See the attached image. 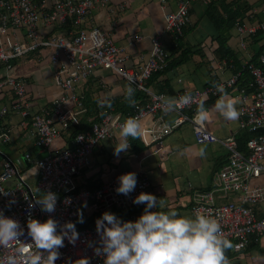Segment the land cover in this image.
Returning a JSON list of instances; mask_svg holds the SVG:
<instances>
[{
  "label": "built area",
  "instance_id": "1",
  "mask_svg": "<svg viewBox=\"0 0 264 264\" xmlns=\"http://www.w3.org/2000/svg\"><path fill=\"white\" fill-rule=\"evenodd\" d=\"M196 0H176L177 10L166 11V31L175 37H181L190 23V11ZM209 3V0H202ZM165 3V0H162ZM110 0H0V98L6 94L17 96L10 105L1 110L4 118L10 114L23 117V127L32 126V136L36 145L47 155L39 158L31 153L25 154L33 175H25L19 166L9 159L0 162V212L4 216L19 221L24 229L21 241L31 242L27 235L29 217L44 222L50 216L60 226L72 222L76 226L79 238L75 244L64 240L59 249L60 258L55 264H75L79 259H87L89 264H103L104 256L96 255L94 248L99 246L100 237L96 230V220L106 211L114 213L122 221H135L144 211V204H134L133 200L141 192L160 198L149 177L140 170H124L104 180L91 189L88 183L78 184L84 172L93 167V157L101 144L113 138L119 126L127 117H139L144 135L140 139L145 148H152L185 125H190L199 145L220 144L227 151V159L217 174V183L213 191L200 193L191 213L199 209L213 216L221 225L226 239L235 246V252L246 251L248 247L264 236V217L259 218L255 208L264 201V190L254 186L252 181L264 174V52L259 61L261 67L253 63L244 66L238 74L214 84L223 85L225 91L233 89L239 83L244 70L252 78L249 90H241L245 102L240 109L241 129L249 132L252 138L247 142V151L239 149L237 139H220L207 127L201 129L194 122L197 106L221 93L213 85L203 89L185 90L175 98L191 93L195 99L186 107L177 106L165 111L162 98L164 93H156L148 87V82L158 71L168 66L169 53L161 38L152 39L150 56L137 68L127 66L128 55L124 48L116 46L112 38L100 28L81 29L80 26L98 7L109 6ZM124 10V6H120ZM264 29V26L259 27ZM259 28H247L238 25L240 34L254 35ZM135 41L141 37L136 35ZM52 48L50 56L55 66L54 80L62 91V97L55 100L51 107L32 113L30 97L26 83L15 74L12 64L33 51ZM111 70L129 82L133 81L136 91L143 93L145 102L135 104L131 112L122 115L108 108L92 121L85 132L77 133L72 147L53 149L61 134L68 133L72 127L81 126L84 94L83 84L96 76L98 71ZM75 104L78 109L71 108ZM4 144L12 138L8 132L1 134ZM128 172L137 174L135 190L129 195L118 194V177ZM29 180H34L30 184ZM52 191L57 194V203L53 213L41 210L35 203L37 193ZM214 192L223 196L239 195V202L217 204ZM65 198L71 203L66 204ZM32 205V207H30ZM160 211V208L152 211ZM78 213H82L83 223L78 222ZM15 247H0V264H7L6 257L15 254Z\"/></svg>",
  "mask_w": 264,
  "mask_h": 264
},
{
  "label": "crops",
  "instance_id": "2",
  "mask_svg": "<svg viewBox=\"0 0 264 264\" xmlns=\"http://www.w3.org/2000/svg\"><path fill=\"white\" fill-rule=\"evenodd\" d=\"M217 1L209 0V3H204L202 0H196L193 3L190 23L187 27L188 32L183 37L184 47L178 51L174 49L177 39L173 33L166 31L165 21L166 11L177 10L176 0H165V3L162 0H110L109 6L93 10L80 28L97 27L108 34L116 46L124 48L129 57L127 66L132 68H137L147 61L152 49L151 41L155 37L161 38L169 55L171 52L170 62L178 58L182 52L190 51L191 54L187 62L177 67L169 66V69L155 78V81L150 85L152 91L160 93V90L163 89L164 94L175 98L179 92L203 89L216 82L225 81L234 74V69L218 56L220 34L227 35L228 46L236 55L241 70L245 65L258 61L264 52V29L259 28L264 26V0H237V5H240L243 15L228 31V16ZM226 3L234 5L231 0ZM211 5L214 10H209ZM120 6H124V10ZM232 10L234 7H231V12L234 13ZM222 25L223 30L219 28ZM238 25L259 29L254 35H243L240 34ZM136 35L141 37L140 41L134 40ZM52 54V48H46L41 52L33 51L21 58V62L18 64L16 62L20 60H17L16 64L14 63L15 74L26 83L34 114L44 108L51 107L52 103L63 95L54 80L55 66L50 60ZM45 62L47 66L43 65ZM128 83L111 70L98 71L96 76L81 87V92L84 94L83 110L78 109L72 103L69 106L82 111L81 124L83 123L86 127H90L92 121H95L103 110L98 106V100L110 99L112 103L110 110L126 115L128 113H123L128 109L127 106H124L126 101L124 86ZM241 86L238 83L233 89L226 90L238 111L245 104L240 92ZM16 98L17 96L13 93L6 94L0 98V102L6 106ZM217 99L219 97L205 101V108L212 109ZM2 120L3 117L0 114V122ZM240 123V116L236 121H228L216 112H212L206 121L208 129L215 136L220 139L235 137L237 142L247 132L241 129ZM11 127L0 125V132L2 134L9 131L12 141L5 145L18 144L19 158L26 153H31L39 158L47 155L36 145L31 125L21 128L16 121L15 125ZM73 138L70 131L61 134L54 143V145L58 143L59 147L53 145V149L72 147ZM119 139L118 131L113 138L104 141L96 150L93 164H97L98 169L90 175L86 182L88 184L96 181L102 183L124 170L143 171L151 180L160 198L166 202L167 207L160 211L175 210L180 214L191 215V208L197 196L200 193L214 190L217 174L227 159V151L220 144H197L190 125L181 127L167 137L163 143L156 144L149 149L144 148L140 152L133 150L131 138H129L130 148L126 152H121L117 157L114 155V146ZM201 147H206V155L203 157L197 154ZM15 156H18L17 152L12 157L1 155L0 162L9 159L16 163L22 171H26L29 167L32 169L29 162L21 159L18 163ZM113 161H116L120 169L123 170L109 175L108 178L98 176L104 172L103 170L108 169L109 165L114 164ZM29 183L34 184L35 181L29 180ZM252 184L261 186L264 190V174L254 179ZM214 197L217 204L230 201L239 202L237 194H229L225 198L223 193L214 192ZM255 211L259 218L264 217V201L256 206ZM243 252H245L244 256L238 257L239 253L233 252L232 249L228 250L226 255L230 264H264V236Z\"/></svg>",
  "mask_w": 264,
  "mask_h": 264
},
{
  "label": "clouds",
  "instance_id": "3",
  "mask_svg": "<svg viewBox=\"0 0 264 264\" xmlns=\"http://www.w3.org/2000/svg\"><path fill=\"white\" fill-rule=\"evenodd\" d=\"M133 81L124 86V98L130 106H135L136 89ZM221 93L212 109L205 108L202 100L197 106L194 122L203 128L212 112L219 113L228 121H236L241 113L234 101L228 96L223 85L214 84ZM195 103L191 93H185L178 98L163 97L164 110L171 111L177 106L186 107ZM101 108H111L110 99L98 100ZM144 135L139 117H127L119 126V141L114 146V155L130 148L129 138L141 139ZM206 155V147H201L197 153ZM119 185L115 189L125 196L135 190L137 174L128 172L118 177ZM38 194L35 203L47 213L55 211L57 194L46 191ZM70 204V198H65ZM134 204H144V211L135 221H122L114 213L104 212L96 220V230L100 237L99 246L94 248L96 255H103V264H230L226 255L235 246L225 238L219 222L210 214L199 209L191 215L180 214L175 210L152 211L165 209L166 202L153 194L141 192L133 200ZM32 207V205H30ZM78 222L83 223L82 213H78ZM58 222L51 216L44 222L29 217L27 220V235L31 242L21 241L24 229L19 221L6 217L0 212V247L11 249L15 254L6 257L7 264H55L60 258L59 249L64 247V240L75 244L79 238L76 226L66 222L57 232ZM75 264H89L87 259H79Z\"/></svg>",
  "mask_w": 264,
  "mask_h": 264
},
{
  "label": "trees",
  "instance_id": "4",
  "mask_svg": "<svg viewBox=\"0 0 264 264\" xmlns=\"http://www.w3.org/2000/svg\"><path fill=\"white\" fill-rule=\"evenodd\" d=\"M227 1L228 0H218L217 3L222 7V9L226 12V14L228 16V23H227L228 24L227 31H228L230 28H233L235 26L236 20H239V18L243 15V11H242L240 5H237L238 4L237 0H231V1L234 2V5L233 4H230V5L227 4L226 3ZM211 4L213 5V2ZM212 5L210 6L209 10H214ZM231 7H234V10H232V11H234V13L231 12ZM187 27L188 26H186L184 28V30H183V34H182L183 36L175 37L177 40L176 41L174 40L175 41L174 47H176L174 49L177 50V51L184 47V43H183L184 39H183V37L188 32L187 31ZM219 28L223 30V25H222V27H219ZM218 41H219V44H220V47L218 49L219 58L225 60L229 64V67L234 69V71H233L234 74L240 73L242 70L240 68L239 61L236 58V55L233 53V51L228 46V37H227V35L225 36L224 33L220 34V36L218 37ZM190 54H191L190 51L182 52L181 55L178 58H176V59H174L173 61L170 62V59H171V56H172V54L170 52L169 59H168V66L165 69H163L161 71H158L155 74H153V76L151 77V79L148 82V87H150V85L153 83V81H155V78H157L158 76H161L163 73H165L169 69V66L170 67L171 66L172 67H177V66H180V65L184 64L185 62H187L189 60ZM252 63L255 64L256 66L261 67V64H260L259 60L258 61H254ZM262 69H264V66H262ZM251 81H252V78H251L249 72L247 70H244L242 72V75H241L240 79H239V83L242 85L240 89H242V90L244 89V90L248 91L249 90V84L251 83ZM160 93H165V92L162 89V90H160ZM144 99H145V97H144L143 93L138 92V91L135 92L136 104L138 102L144 103L145 102ZM124 106H127L128 109L123 111V113H129L134 108L133 106H130L127 101H125V105ZM104 109L105 108H103V110ZM87 129H89V127H86L82 123L81 126L72 127L70 129V132H72V135L74 137L77 133L85 132V131H87ZM251 138H252V135L249 132H246L245 135L239 140V142H238L239 144L238 145H239V149L242 152H246L247 151V142ZM131 145H132V148H133V150L135 152H140V151L144 150V148H145L144 145L142 144V142L140 141V139H135L134 140V139L131 138ZM99 184H100L99 181H96V182H93V183L92 182L89 183L88 186L91 189H94Z\"/></svg>",
  "mask_w": 264,
  "mask_h": 264
},
{
  "label": "rangeland",
  "instance_id": "5",
  "mask_svg": "<svg viewBox=\"0 0 264 264\" xmlns=\"http://www.w3.org/2000/svg\"><path fill=\"white\" fill-rule=\"evenodd\" d=\"M19 62H21V60L20 61H17L16 63L18 64ZM15 62H13L12 64L13 65H15L14 64ZM47 63L45 62V64H43V65H46ZM47 66V65H46ZM39 67L40 68H42L41 67V65H39ZM5 105L4 104H2L1 102H0V111H1V109L4 107ZM20 118H21V123L19 124V120H20ZM23 117L20 115V114H10V115H8V116H6V117H4L3 118V120L0 122V125L2 126H4V125H8V126H14L15 125V122L17 121V125H19L21 128H22V123H23ZM12 128V127H11ZM10 135V134H9ZM57 147H59L58 145V143H56L55 144ZM54 145V146H55ZM15 152H17V155L18 156H15L14 158L16 159V161L18 162L19 160H21V159H24L25 161H26V159H25V154H24V156H21V158H19L20 157V154H19V152H18V144H11V145H5L3 142H2V140H1V132H0V159L2 158L1 157V155H3V156H5V157H7V155H9V156H11L12 157V155H15ZM19 158V159H18ZM27 162V161H26ZM19 163V162H18ZM28 163V162H27ZM113 163L114 164H111V165H109V168L108 169H106V168H104V169H106V170H103L104 172L102 173V174H100V175H98V176H101V177H104V178H108V176L109 175H111V174H113V173H118L119 171H121V170H123V169H120V166L118 165V163L116 162V161H113ZM29 170L27 171V172H25V175H33V170L32 169H30V167L28 168ZM98 169V165L97 164H93V167H92V170H90V171H86V172H84V174L79 178V180H78V184H83V183H85L86 181H87V179L90 177V175L94 172V171H96ZM232 251L233 252H235V249L233 248L232 249ZM236 253V252H235ZM238 254V253H237ZM244 254H245V252H243V253H239L237 256L238 257H240V256H244Z\"/></svg>",
  "mask_w": 264,
  "mask_h": 264
}]
</instances>
